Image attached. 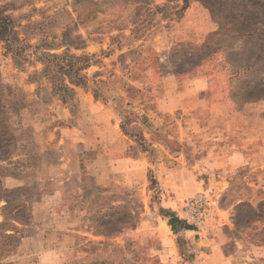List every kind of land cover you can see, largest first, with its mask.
<instances>
[{
	"label": "rangeland",
	"instance_id": "374dc122",
	"mask_svg": "<svg viewBox=\"0 0 264 264\" xmlns=\"http://www.w3.org/2000/svg\"><path fill=\"white\" fill-rule=\"evenodd\" d=\"M263 9L0 0V264H264V168L212 155L264 127Z\"/></svg>",
	"mask_w": 264,
	"mask_h": 264
},
{
	"label": "crops",
	"instance_id": "0c3cea01",
	"mask_svg": "<svg viewBox=\"0 0 264 264\" xmlns=\"http://www.w3.org/2000/svg\"><path fill=\"white\" fill-rule=\"evenodd\" d=\"M220 120H223L221 115L216 117V123H214V125L219 123ZM252 133L253 132L248 135L245 133L246 138L243 136L242 144L237 145L229 143L225 145V148L228 151L226 154L223 152L224 147L218 148L216 153L212 154L218 159L213 165V167L217 169L216 173L225 174L230 172L231 169L236 170L238 168L249 169L248 173H251L264 168V127L261 128L256 135H253ZM255 133L256 132H254V134ZM227 136H230V134L227 133ZM221 154L224 155L221 156ZM220 157H224V159ZM219 170L222 171L218 172ZM216 176L218 180L222 179L223 177L222 175ZM222 189L223 187H217L218 191Z\"/></svg>",
	"mask_w": 264,
	"mask_h": 264
},
{
	"label": "trees",
	"instance_id": "16d2710c",
	"mask_svg": "<svg viewBox=\"0 0 264 264\" xmlns=\"http://www.w3.org/2000/svg\"><path fill=\"white\" fill-rule=\"evenodd\" d=\"M189 0H187L188 2ZM200 1V0H199ZM187 4V3H186ZM264 11V9H263ZM0 32H1V29L3 28V26L5 25L4 22H7L8 21V17L6 16H2L0 17ZM244 26V24H242ZM247 26V25H245ZM258 51L261 52V55L258 56L257 58H259L260 60L264 61V48H259ZM52 58H59V56H56V55H53ZM70 58H74V57H70ZM86 57H75V60H78V59H84ZM71 61H68V64H70ZM230 64V63H228ZM256 62L252 63V64H248V65H244L243 67L241 68H234L233 66H230L232 67L233 70V77L230 78V80H235V79H240V77L237 78V75L238 74H241V76H244L247 77L249 76L255 69L256 67ZM72 64L69 65V66H60V70H63L65 71L64 74H69L70 71L72 70ZM81 69V67L77 68L75 70V74L78 75V78H76L78 81L76 80H73V79H69V83L72 84V85H79L80 83H82V78L83 76L78 74V71ZM232 74V73H231ZM229 80V81H230ZM52 83H53V89L54 91H59V90H63V91H69L71 93V95L73 94V90L72 88H70L67 84H60V82H56L55 80H52ZM245 88H246V91L245 93L246 94H252V95H255V99H264V80H249L246 82L245 84ZM94 96L97 97V94L94 93ZM5 230H8V229H5ZM11 231H14L15 233L16 232H19V230L17 228H12L10 229ZM8 239L11 238L12 236L11 235H7L6 236Z\"/></svg>",
	"mask_w": 264,
	"mask_h": 264
},
{
	"label": "built area",
	"instance_id": "2783aa9c",
	"mask_svg": "<svg viewBox=\"0 0 264 264\" xmlns=\"http://www.w3.org/2000/svg\"><path fill=\"white\" fill-rule=\"evenodd\" d=\"M204 202V196L202 194L195 195L190 202H188L182 212L189 217L192 222L199 225L201 221L200 208Z\"/></svg>",
	"mask_w": 264,
	"mask_h": 264
}]
</instances>
